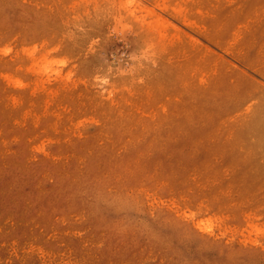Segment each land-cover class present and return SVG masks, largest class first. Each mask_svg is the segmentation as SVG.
I'll return each instance as SVG.
<instances>
[{"label": "rangeland", "instance_id": "rangeland-1", "mask_svg": "<svg viewBox=\"0 0 264 264\" xmlns=\"http://www.w3.org/2000/svg\"><path fill=\"white\" fill-rule=\"evenodd\" d=\"M0 264H264V0H0Z\"/></svg>", "mask_w": 264, "mask_h": 264}]
</instances>
